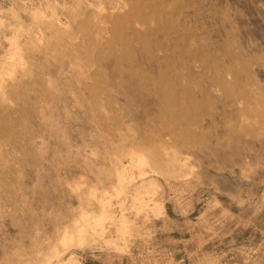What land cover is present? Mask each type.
<instances>
[{"label":"rangeland","instance_id":"374dc122","mask_svg":"<svg viewBox=\"0 0 264 264\" xmlns=\"http://www.w3.org/2000/svg\"><path fill=\"white\" fill-rule=\"evenodd\" d=\"M0 264H264V0H0Z\"/></svg>","mask_w":264,"mask_h":264}]
</instances>
